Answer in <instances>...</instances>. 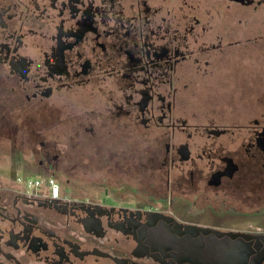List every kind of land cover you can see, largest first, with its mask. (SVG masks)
Masks as SVG:
<instances>
[{
	"label": "flooded vegetation",
	"instance_id": "af4514ba",
	"mask_svg": "<svg viewBox=\"0 0 264 264\" xmlns=\"http://www.w3.org/2000/svg\"><path fill=\"white\" fill-rule=\"evenodd\" d=\"M251 32L264 0H0V264H264Z\"/></svg>",
	"mask_w": 264,
	"mask_h": 264
},
{
	"label": "rangeland",
	"instance_id": "374dc122",
	"mask_svg": "<svg viewBox=\"0 0 264 264\" xmlns=\"http://www.w3.org/2000/svg\"><path fill=\"white\" fill-rule=\"evenodd\" d=\"M251 28L255 29L257 28V26H253ZM249 36H250V47H248L249 56L248 57L244 56V61L247 60L248 62H250V67H251L250 72H254V70H258L256 69L257 67L255 66H259L260 68L262 67L263 69L258 70L256 76L258 75L259 78L260 77L264 78V37L260 39L258 43V42H253L255 41L254 40L255 33L251 32Z\"/></svg>",
	"mask_w": 264,
	"mask_h": 264
},
{
	"label": "built area",
	"instance_id": "2783aa9c",
	"mask_svg": "<svg viewBox=\"0 0 264 264\" xmlns=\"http://www.w3.org/2000/svg\"><path fill=\"white\" fill-rule=\"evenodd\" d=\"M16 182L22 184L26 190H38L43 185H46L52 193H55L57 190L56 181L52 177L18 175Z\"/></svg>",
	"mask_w": 264,
	"mask_h": 264
}]
</instances>
